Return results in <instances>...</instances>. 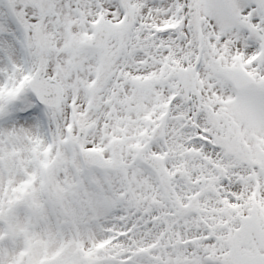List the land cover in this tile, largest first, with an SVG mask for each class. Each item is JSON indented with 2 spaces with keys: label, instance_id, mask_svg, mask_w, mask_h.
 Here are the masks:
<instances>
[{
  "label": "snow or ice",
  "instance_id": "6c2138e0",
  "mask_svg": "<svg viewBox=\"0 0 264 264\" xmlns=\"http://www.w3.org/2000/svg\"><path fill=\"white\" fill-rule=\"evenodd\" d=\"M0 264H264V0H0Z\"/></svg>",
  "mask_w": 264,
  "mask_h": 264
}]
</instances>
